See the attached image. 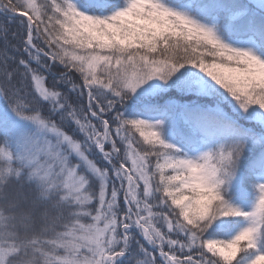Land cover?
Listing matches in <instances>:
<instances>
[{
	"label": "snow or ice",
	"instance_id": "snow-or-ice-1",
	"mask_svg": "<svg viewBox=\"0 0 264 264\" xmlns=\"http://www.w3.org/2000/svg\"><path fill=\"white\" fill-rule=\"evenodd\" d=\"M0 17V264H264V0Z\"/></svg>",
	"mask_w": 264,
	"mask_h": 264
},
{
	"label": "trees",
	"instance_id": "trees-1",
	"mask_svg": "<svg viewBox=\"0 0 264 264\" xmlns=\"http://www.w3.org/2000/svg\"><path fill=\"white\" fill-rule=\"evenodd\" d=\"M2 22H4V21H3V17H0V23H2ZM2 46H3V42L0 41V47H2Z\"/></svg>",
	"mask_w": 264,
	"mask_h": 264
}]
</instances>
